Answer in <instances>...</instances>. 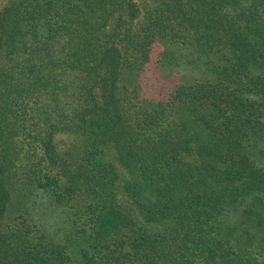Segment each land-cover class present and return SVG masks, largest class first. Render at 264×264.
<instances>
[{"label":"trees","instance_id":"obj_1","mask_svg":"<svg viewBox=\"0 0 264 264\" xmlns=\"http://www.w3.org/2000/svg\"><path fill=\"white\" fill-rule=\"evenodd\" d=\"M71 260L264 264V0H0V264Z\"/></svg>","mask_w":264,"mask_h":264},{"label":"rangeland","instance_id":"obj_2","mask_svg":"<svg viewBox=\"0 0 264 264\" xmlns=\"http://www.w3.org/2000/svg\"><path fill=\"white\" fill-rule=\"evenodd\" d=\"M144 78H143V80L144 81H146V82H148V80H149V78L151 77V73L150 74H148V75H145L144 74ZM164 84H165V82H164ZM146 88V87H145ZM107 156H108V158L109 159H112L113 161H114V163H115V166L117 167V168H119V164H118V162L114 159V156H113V154H112V152L110 151V152H108V154H107ZM117 186V188H116V190H118L117 191V196H119V197H121L122 196V192L120 191V188H119V185L117 184L116 185ZM121 200V199H120ZM52 213L54 214V216H53V219L52 218H50V217H48L47 218V213L44 215L45 217H44V221H45V223H44V227L50 232L51 230H55V234L54 235H57V237L59 238L60 237V241H61V243H64V240H63V238H61V233H62V231H63V229H64V222H62V220H61V218H59V216L54 212V210L52 211ZM56 228L59 230H57L56 231ZM67 250H69V248H66ZM68 252V251H67ZM69 256H72V254H70ZM73 260H71L70 262H65L64 264H74L73 262H72Z\"/></svg>","mask_w":264,"mask_h":264}]
</instances>
